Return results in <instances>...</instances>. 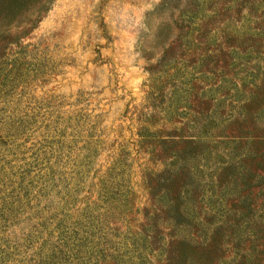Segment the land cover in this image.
Instances as JSON below:
<instances>
[{
    "label": "trees",
    "instance_id": "16d2710c",
    "mask_svg": "<svg viewBox=\"0 0 264 264\" xmlns=\"http://www.w3.org/2000/svg\"><path fill=\"white\" fill-rule=\"evenodd\" d=\"M53 1L0 0L4 32L36 24ZM155 10L154 38L139 43L151 75L138 118L147 204H135L118 161L98 189L90 155L68 174L42 170L5 106L0 264H213L212 252L264 264V0H162Z\"/></svg>",
    "mask_w": 264,
    "mask_h": 264
},
{
    "label": "rangeland",
    "instance_id": "374dc122",
    "mask_svg": "<svg viewBox=\"0 0 264 264\" xmlns=\"http://www.w3.org/2000/svg\"><path fill=\"white\" fill-rule=\"evenodd\" d=\"M161 2L54 0L34 25H19L9 34L0 22V109L15 110L19 120L8 122L24 125L17 141L27 155L49 174H68L77 164L83 169L81 162L90 155L88 184L93 181L97 189L118 161L141 209L147 204L141 173L147 157L138 151V118L146 111L151 75L139 43L152 42L163 18L155 10ZM242 12L247 16L246 8ZM31 18L32 12L19 20ZM161 128L172 130L170 123ZM252 132L263 135L257 127ZM213 255V264H233L231 257Z\"/></svg>",
    "mask_w": 264,
    "mask_h": 264
}]
</instances>
